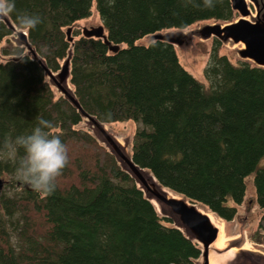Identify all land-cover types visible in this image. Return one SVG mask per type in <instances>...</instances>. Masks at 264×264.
<instances>
[{
	"label": "trees",
	"instance_id": "obj_1",
	"mask_svg": "<svg viewBox=\"0 0 264 264\" xmlns=\"http://www.w3.org/2000/svg\"><path fill=\"white\" fill-rule=\"evenodd\" d=\"M96 2L113 53L102 39L73 30ZM9 16L42 20L28 35L57 73L69 52L71 85L82 108L105 124L134 121L136 164L159 183L223 220L245 201V179L255 173L264 211V68L233 64L213 39L204 71L206 88L181 65L173 45L136 42L205 21L233 22L231 0H12ZM72 28L73 42L67 37ZM14 35L0 22V46ZM75 37L78 39H75ZM127 47L123 48L122 46ZM0 58V264H196L202 247L160 217L135 180L86 129L80 113L50 85L25 48ZM68 148L69 164L53 194L40 198L17 181V161L5 138L30 134L39 119ZM233 203V205L230 204ZM259 230L264 234V216Z\"/></svg>",
	"mask_w": 264,
	"mask_h": 264
},
{
	"label": "water",
	"instance_id": "obj_2",
	"mask_svg": "<svg viewBox=\"0 0 264 264\" xmlns=\"http://www.w3.org/2000/svg\"><path fill=\"white\" fill-rule=\"evenodd\" d=\"M250 1L254 3L257 11L254 22L248 20L252 12L247 0H231L232 8L240 15V18L236 22H233V24L226 23L224 25L214 24L205 26L200 30L199 34L204 40L217 38L223 43L229 41L235 44L242 43L245 49L240 50V57L244 60L252 61L257 67L264 68V12L261 13L258 0ZM3 22L13 30L17 41L22 47L26 48L27 56L42 67L50 85L80 113L84 120L92 125L101 142L116 158L123 170L135 180L146 198L151 203V200L154 199L161 204L162 208L156 206L158 214L170 220L175 224L174 227L176 229L202 247L203 264H212V260L216 259L214 258V253H217L216 251H223V249H218L215 246L220 235L219 227L213 223L207 212L199 208V205L187 200L183 196H181L182 198L169 196L165 189H170L162 186L150 171L136 164L133 156L129 155L123 144L108 131L107 124L101 122L97 117L89 114L82 108L71 85L72 52H69L67 59L62 64L61 70L53 73L29 42L28 35H19L9 17ZM83 36L104 40L113 53L118 52L120 49L119 46L109 43L104 26L91 29L85 28L83 29ZM67 37L70 42L74 41L72 28L67 31ZM155 39L167 42L173 46L182 47L187 43L188 36L184 33L158 34L155 36ZM152 175L156 179H153ZM3 183V180L0 179V191L2 190ZM25 188H28V186L25 185ZM217 260L220 261L219 259Z\"/></svg>",
	"mask_w": 264,
	"mask_h": 264
},
{
	"label": "rangeland",
	"instance_id": "obj_3",
	"mask_svg": "<svg viewBox=\"0 0 264 264\" xmlns=\"http://www.w3.org/2000/svg\"><path fill=\"white\" fill-rule=\"evenodd\" d=\"M247 3L252 12V15L248 17V20L254 22L257 16L255 5L250 0H247ZM239 18L240 15L237 13V16L235 17L233 22H235ZM214 24L224 25L226 23L221 21H205L197 23L189 27L188 29H171L159 33L161 35H167L170 33H184L188 36V40L185 45H183L182 47L175 46L174 48L183 68L206 88H208L209 85L205 79L204 71L209 60L213 38L204 40L201 38L199 32L205 26ZM102 25L103 23L98 13L96 2L94 1L92 7V15L89 18L78 21L73 26V30L81 32L83 34V29L85 28H97ZM155 36L156 35L147 36L137 41L136 45L149 46L152 42L157 41L155 39ZM75 39H78V37H75ZM12 47H22V45L17 41V37L15 34L9 39V41H4L1 44L0 58L3 60H8L9 57H5L2 50L11 49ZM122 47L125 48L127 46L123 45ZM242 49H244V45L242 43L235 44L234 42L229 41L223 43L220 54L227 56L229 60L235 65H238L240 62H250L251 64L255 65L252 61L244 60L240 57L239 52ZM136 126L137 124L132 120L107 125L108 131L121 143L123 142L122 144L126 148L130 156H132L131 144ZM79 127L81 129L91 131V133L97 138V140L103 146H105L98 137L95 129L86 120H84V122L81 123ZM263 167L264 159L259 164V168ZM0 179H2L4 182L2 187L3 190L6 186L5 181H7V177L2 176L0 177ZM245 185V201L241 206L238 207L237 214L233 220H223L216 214L205 208V210L208 211V213H210L216 221H218L217 224L219 226V229L221 228L220 232L222 233V236L220 244L225 245V248L223 251H216L217 253H214V258L219 259L223 264H264V234L259 230V224L262 217L264 216V211L261 210L258 206V196L255 186V173L249 175L245 179ZM230 204L233 205L232 202H230ZM160 217L162 216L160 215ZM171 224L175 226L174 223ZM196 264H203L202 256Z\"/></svg>",
	"mask_w": 264,
	"mask_h": 264
},
{
	"label": "clouds",
	"instance_id": "obj_4",
	"mask_svg": "<svg viewBox=\"0 0 264 264\" xmlns=\"http://www.w3.org/2000/svg\"><path fill=\"white\" fill-rule=\"evenodd\" d=\"M206 8L215 7L214 0H203ZM15 11L12 0H0V22ZM42 23L39 16L18 14L15 28L19 35H27ZM18 59H27L22 53ZM55 125L51 121L39 119L37 126L26 136L15 140L5 138L3 148L13 159L18 149H23V156L17 161L15 176L17 181L30 187L40 198H46L57 188V179L69 164L68 148L59 135L51 130Z\"/></svg>",
	"mask_w": 264,
	"mask_h": 264
},
{
	"label": "bare ground",
	"instance_id": "obj_5",
	"mask_svg": "<svg viewBox=\"0 0 264 264\" xmlns=\"http://www.w3.org/2000/svg\"><path fill=\"white\" fill-rule=\"evenodd\" d=\"M122 143H123V142H122ZM152 177H153V179H156L153 175H152ZM165 190L168 192L169 196H171V197L182 198L181 195H178V194H176V193H174V192H172V191H170V190H168V189H165ZM151 201H152V203H153V205H154L155 207L158 206V207H161V208H162L161 204H159V202H157L156 200L153 199V200H151ZM199 208H200L202 211L208 213V211H206L203 207L199 206ZM208 214H209V216L211 217V220L213 221V223H214L215 225L218 226V224H217L218 221H216L215 218H214L210 213H208ZM218 227H219V226H218ZM220 230H221V228H220ZM221 236H222V233L220 232V235H219L218 241H217V243H216L215 246H216L218 249H223V250H224L225 245H221V244H220V243H221ZM212 264H223V263H221V262L218 261L217 259H213V260H212Z\"/></svg>",
	"mask_w": 264,
	"mask_h": 264
},
{
	"label": "flooded vegetation",
	"instance_id": "obj_6",
	"mask_svg": "<svg viewBox=\"0 0 264 264\" xmlns=\"http://www.w3.org/2000/svg\"><path fill=\"white\" fill-rule=\"evenodd\" d=\"M258 2H259V9H260V11H261V13H263L264 12V0H258ZM225 23H230V22H225Z\"/></svg>",
	"mask_w": 264,
	"mask_h": 264
}]
</instances>
